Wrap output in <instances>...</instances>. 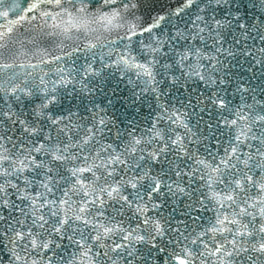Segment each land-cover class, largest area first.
Returning <instances> with one entry per match:
<instances>
[{"label":"snow or ice","instance_id":"1","mask_svg":"<svg viewBox=\"0 0 264 264\" xmlns=\"http://www.w3.org/2000/svg\"><path fill=\"white\" fill-rule=\"evenodd\" d=\"M0 264H264V0H0Z\"/></svg>","mask_w":264,"mask_h":264}]
</instances>
